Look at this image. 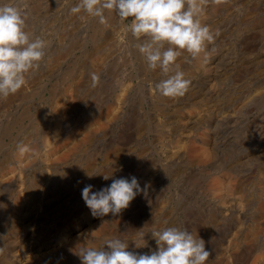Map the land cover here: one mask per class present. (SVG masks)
<instances>
[{
    "label": "rangeland",
    "instance_id": "obj_1",
    "mask_svg": "<svg viewBox=\"0 0 264 264\" xmlns=\"http://www.w3.org/2000/svg\"><path fill=\"white\" fill-rule=\"evenodd\" d=\"M11 2L47 47L16 100L0 98V264H81V248L113 238L150 254L151 232L166 227L203 239L205 264H264V0H208L200 19L219 35L207 63L186 62V51L177 59L191 81L177 98L157 92L165 77L126 28L70 15L79 0ZM85 118L89 138L73 149L63 137ZM133 176L147 196L117 216L92 215L86 185Z\"/></svg>",
    "mask_w": 264,
    "mask_h": 264
},
{
    "label": "clouds",
    "instance_id": "obj_2",
    "mask_svg": "<svg viewBox=\"0 0 264 264\" xmlns=\"http://www.w3.org/2000/svg\"><path fill=\"white\" fill-rule=\"evenodd\" d=\"M217 3L220 0H216ZM208 0H79L69 9L74 15L82 11L108 25L106 10L113 11L136 39L134 47L145 59L147 67L159 68L164 79L155 85L164 97H183L191 81L185 78L177 59L186 51L191 63L202 56L210 58L208 45L219 35L202 23L200 17ZM26 13L11 0L0 4V98L15 94L27 83L30 72L40 68L47 42L33 38L26 31ZM167 45V47H166ZM216 51L215 48L211 52ZM93 86L99 76L91 74ZM21 151L25 149L21 147ZM91 178L94 175H88ZM111 176L103 175L104 180ZM148 184L141 188L135 176L131 179H113L108 187L93 191L92 185L82 189V198L93 216L119 215L127 209L138 194L147 196ZM157 248L150 254H137L128 250V243L119 238L107 239L99 248L83 247L76 253L81 264H205L210 251L205 241L187 229L166 227L151 232ZM137 247V246H136Z\"/></svg>",
    "mask_w": 264,
    "mask_h": 264
},
{
    "label": "bare ground",
    "instance_id": "obj_3",
    "mask_svg": "<svg viewBox=\"0 0 264 264\" xmlns=\"http://www.w3.org/2000/svg\"><path fill=\"white\" fill-rule=\"evenodd\" d=\"M30 2V1H29ZM32 2H33V0H32ZM35 2V1H34ZM36 5V4H35ZM30 9H34V5L32 4V3H30ZM34 11V10H33ZM108 10H106V12H107ZM83 12V11H82ZM109 12V11H108ZM107 12V13H108ZM110 12H113V11H110ZM83 14V13H82ZM110 14V13H109ZM105 16H106V13H105ZM111 16H112V14H111ZM91 17V16H90ZM113 17H115V16H113ZM83 18V17H82ZM81 18V19H82ZM87 18H89V17H87ZM87 18H85V19H87ZM84 18H83V20H85ZM107 19H108V25L106 26V25H104V24H99L98 26H97V28H126V24H124V21L122 22L121 20L120 21H115V20H113L110 16H108L107 17ZM93 20V19H92ZM115 21V22H114ZM84 23V22H83ZM88 24H89V22H88ZM84 25V24H83ZM94 25V24H93ZM86 26H88V25H86ZM84 27V26H83ZM89 28H90V26H89ZM117 32V31H116ZM116 34V33H115ZM114 34V35H115ZM115 37H116V35H115ZM101 39V38H100ZM94 42V41H93ZM98 42H99V40L97 39V40H95V44H96V49L97 48H101V45H100V47L97 45L98 44ZM105 43V42H104ZM109 45V44H108ZM105 47V46H104ZM60 50V49H59ZM101 49H99V51H100ZM69 51V50H68ZM67 51V52H68ZM55 52H57V51H55ZM59 52V51H58ZM104 52V51H103ZM66 52H64L63 53V55L65 54ZM92 53V52H91ZM107 53H109V52H107ZM57 54V53H56ZM60 54V53H59ZM95 54V53H94ZM99 54H101V53H99ZM98 54V55H99ZM102 54H104V53H102ZM62 55V56H63ZM91 54H89V56H90ZM86 56V55H85ZM92 56V55H91ZM90 56V57H91ZM99 56H101V55H99ZM105 56H106V54H105ZM65 57H67V56H65ZM54 58V57H53ZM58 58H60V57H58ZM62 58V57H61ZM87 58V57H86ZM65 59V58H64ZM58 59H57V57H56V61H57ZM84 66V65H83ZM81 68V67H80ZM81 70V69H80ZM73 73V72H72ZM75 75H71V74H65L64 76H63V81H69V80H71V81H75L76 79H75ZM81 79V78H80ZM70 82V81H69ZM63 84V83H62ZM69 84V83H68ZM79 84V83H78ZM78 86V85H77ZM57 88V87H56ZM77 88H79V87H77ZM75 89V91H76V88H74ZM20 90H18L15 94H10L7 98H4L5 99V101L6 102H4L5 104L7 103V102H12V101H14V100H16V98H17V96H18V92H19ZM49 91H51V90H49ZM54 91H56V90H54ZM74 91V92H75ZM53 92V91H52ZM21 93V92H20ZM56 93V92H55ZM72 93V92H71ZM51 94H49V96H50ZM58 95V94H57ZM55 97V96H54ZM76 98V97H75ZM54 99V98H53ZM48 100V99H47ZM51 101V100H50ZM93 101V100H92ZM71 103V102H70ZM197 102H193L191 105L192 106H195V105H197L196 104ZM1 105V104H0ZM96 105V104H95ZM187 106V105H186ZM55 109H56V107H55ZM54 109V110H55ZM182 109V108H181ZM53 111V110H52ZM56 111V110H55ZM57 112H58V110H57ZM90 117V116H89ZM78 120V119H77ZM76 120V121H77ZM90 121H91V119H89V118H85V119H83L82 121H78L77 123H76V125H75V127L73 128V130L70 132V134H68L67 136H64L63 138H64V140H62L63 142H65V143H73L74 145H73V149L74 148H78L79 147V145L81 144V143H84V142H86L87 141V139L89 138V132H88V126L87 125H89L90 124ZM39 126V125H38ZM42 126V125H41ZM38 128V127H37ZM36 128V129H37ZM43 128V127H42ZM50 128V127H49ZM35 129V130H36ZM43 130V129H42ZM49 130V129H48ZM40 132V131H39ZM38 132V133H39ZM7 134H5V136H6ZM13 139V138H12ZM56 139H58V138H56ZM11 140V139H10ZM60 140V139H59ZM33 144V143H32ZM51 146V145H50ZM82 146V145H81ZM80 146V147H81ZM32 148V147H31ZM36 151V150H35ZM27 153V155L28 156H30L31 155V153H32V149L30 150L29 149V151H27L26 152ZM71 153V152H70ZM2 160V159H1ZM88 161V160H87ZM93 161V160H92ZM1 163V162H0ZM3 164V163H2ZM1 164V165H2ZM7 166V165H6ZM21 175V174H20ZM29 180V179H28ZM260 182V181H259ZM264 183V182H263ZM1 184V183H0ZM5 184V183H4ZM24 184V183H23ZM35 186V185H34ZM263 186V185H262ZM4 187V186H3ZM28 187H29V185H28ZM0 188H2L1 186H0ZM4 188H6V187H4ZM22 188H23V186H22ZM39 188V187H38ZM23 190V189H22ZM26 190H28V189H26ZM33 190V189H32ZM263 191V190H262ZM1 192V191H0ZM19 195V194H18ZM264 198V197H263ZM261 203V202H260ZM259 205V204H258ZM262 206V205H261ZM260 209H261V207H260ZM162 227V226H161ZM209 227V226H208ZM160 230V229H159ZM132 244V243H131ZM87 246V245H86ZM78 247V246H77ZM2 264V263H1Z\"/></svg>",
    "mask_w": 264,
    "mask_h": 264
}]
</instances>
